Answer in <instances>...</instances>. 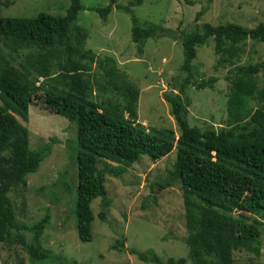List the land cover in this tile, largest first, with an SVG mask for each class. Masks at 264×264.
Returning a JSON list of instances; mask_svg holds the SVG:
<instances>
[{
	"label": "trees",
	"instance_id": "trees-1",
	"mask_svg": "<svg viewBox=\"0 0 264 264\" xmlns=\"http://www.w3.org/2000/svg\"><path fill=\"white\" fill-rule=\"evenodd\" d=\"M140 3L131 0L120 6L116 0H109L103 8L94 9L102 21L112 7L128 13L130 40L137 52L147 39L173 32L152 23L140 26L131 13V7ZM80 10V0H68L62 15L39 12L30 18L0 16V244L19 245L30 262L44 260L47 255L39 238L48 215L29 225L17 223L15 214L19 211L8 196L10 191L24 187L25 176L35 173L49 154L47 143L28 149L27 131L16 118L26 122L33 95L41 97L46 109L74 123L77 174L73 217L79 241L91 239V200L99 197L101 206H108L98 163L118 177L123 169L113 164L128 166L140 155L156 161L175 149L172 167L158 187L166 189L177 183L182 191L184 245L190 264H235L236 250L258 256L264 221V101L254 109L250 103L257 96L264 99L255 77L258 70H264V58L257 64L235 63L241 44H264V22L253 28L204 23L179 32V71L184 76L175 94L163 96L178 131L175 139L169 129L145 131L136 122L138 91L118 72L112 58L99 61L90 50L83 49L85 34L75 25ZM198 16L200 12L195 19ZM209 38L216 56L213 69L227 67V93L223 126L201 131L186 123V107L190 105L186 89H211L215 82L214 78L198 81L192 76L196 49ZM3 48L9 52L4 53ZM20 49L24 61L15 66L11 54ZM92 66L101 72V82L89 79ZM94 84L101 91L109 87L125 104L109 108L93 102L88 95ZM103 216L102 211L97 214L100 220ZM111 249L120 251L122 245L114 244ZM128 253L148 264H185L183 258L161 260L150 250Z\"/></svg>",
	"mask_w": 264,
	"mask_h": 264
},
{
	"label": "rangeland",
	"instance_id": "rangeland-1",
	"mask_svg": "<svg viewBox=\"0 0 264 264\" xmlns=\"http://www.w3.org/2000/svg\"><path fill=\"white\" fill-rule=\"evenodd\" d=\"M0 16L30 18L37 13L62 15L68 0H1ZM109 0H80L81 10L75 25L85 34L83 49L90 50L97 60L112 58L118 72L138 91L135 104L136 122L145 131L165 128L178 136L177 128L169 115V107L163 96H172L184 76L179 71L182 53L179 43L180 31L200 28L204 23L220 25L233 23L253 28L264 22V0H141L131 7L138 24H156L172 30L168 35L149 38L137 52L130 40V15L111 8L104 21L94 12L103 8ZM131 0H116L120 6ZM200 16L195 19V15ZM146 26V25H145ZM159 33V32H158ZM160 34V33H159ZM209 38L196 49L192 60L193 79L214 78L211 89H186L190 105L186 107V123L203 131L223 126L224 104L227 93V67L213 69L216 56ZM239 59L235 64H257L264 58V44L246 41L240 46ZM4 53H8L3 48ZM15 66L24 61L23 50L11 54ZM90 78L101 82V72L92 66ZM256 77L258 92H264V70ZM38 82L35 86H38ZM36 94H39L37 92ZM88 98L109 108L125 104L122 97L109 87L104 91L93 85ZM0 96V105L2 101ZM262 99V100H260ZM264 101L261 96L250 103L257 108ZM9 112V111H8ZM17 121L27 131V146L33 150L40 143L49 145V154L39 164L37 171L25 176L23 188L8 193L15 207L16 222L29 225L48 215V223L39 238L46 258L30 262L19 245L0 244V264H148L137 260L128 250H150L159 259L183 258L190 264L184 245L182 191L175 183L166 189L158 184L166 178L175 159V149L165 157L151 161L140 155L135 162L122 167L123 172L114 177L102 169L107 207L100 198L91 200V239L81 242L76 237L73 217L76 189V153L74 123L46 109L40 98L32 95L27 120ZM126 118V113H123ZM102 211L103 220L97 217ZM260 251L258 256L243 250L233 252L235 264H264V221L260 226ZM121 244L120 251L111 246Z\"/></svg>",
	"mask_w": 264,
	"mask_h": 264
}]
</instances>
